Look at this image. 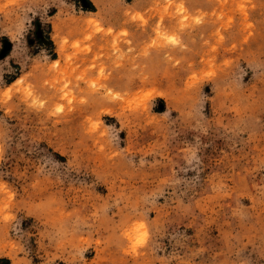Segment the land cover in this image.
Segmentation results:
<instances>
[{"label":"rangeland","instance_id":"rangeland-1","mask_svg":"<svg viewBox=\"0 0 264 264\" xmlns=\"http://www.w3.org/2000/svg\"><path fill=\"white\" fill-rule=\"evenodd\" d=\"M0 264H264V0H0Z\"/></svg>","mask_w":264,"mask_h":264}]
</instances>
